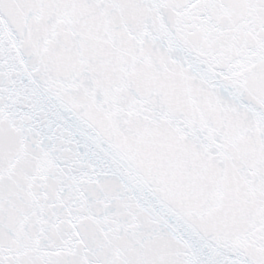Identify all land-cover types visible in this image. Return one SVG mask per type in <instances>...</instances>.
Instances as JSON below:
<instances>
[{"label": "snow or ice", "instance_id": "obj_1", "mask_svg": "<svg viewBox=\"0 0 264 264\" xmlns=\"http://www.w3.org/2000/svg\"><path fill=\"white\" fill-rule=\"evenodd\" d=\"M0 264H264V0H0Z\"/></svg>", "mask_w": 264, "mask_h": 264}]
</instances>
